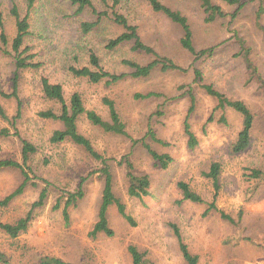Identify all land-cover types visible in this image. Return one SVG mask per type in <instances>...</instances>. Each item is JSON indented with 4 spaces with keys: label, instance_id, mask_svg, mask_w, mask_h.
Listing matches in <instances>:
<instances>
[{
    "label": "rangeland",
    "instance_id": "rangeland-1",
    "mask_svg": "<svg viewBox=\"0 0 264 264\" xmlns=\"http://www.w3.org/2000/svg\"><path fill=\"white\" fill-rule=\"evenodd\" d=\"M189 19L198 49L214 47L211 57L199 59L196 66L203 72V83L213 84L229 98L243 100L254 114L250 146L241 153L232 151V143L242 126V117L233 109L216 108L217 101L195 82L193 57L180 45L182 31L163 13L155 12L145 0H121L116 10L125 13L139 27L144 41L160 54L167 55L188 72L157 68L143 78H130L106 86L104 82L91 84L75 78L70 65H89L91 51L100 56L102 65L114 72H130L123 59L147 63L154 57L132 49L125 43L113 50L106 48L123 28L110 18H103L90 32L81 25L95 21L90 8L78 12L70 0H37L31 14V31L25 44L35 53L38 68L21 72L20 96L22 117L13 126L0 116V130L9 128L11 134H0V156L21 161V139L26 138L38 147L33 154L32 169H28L37 184L29 183L23 194L6 208L0 209V222H15L26 215L38 194L49 183L46 203L34 210L35 218L28 230L13 239L0 229V249L8 264H39L43 256H55L74 264H134L129 246L135 245L145 254L147 264H188L175 229L180 231L190 252L198 256L197 264H264V179L254 177L252 170L264 171V12L258 10L264 0H242L237 9L223 0H213L229 14L206 22L200 0H161ZM5 28L10 40L17 32L11 15L13 3L25 14L27 0H0ZM98 9L104 5L93 0ZM110 4L113 0H108ZM11 44V43H10ZM11 50V46L8 47ZM251 60L253 68L245 60ZM14 58L0 52V86L11 91ZM63 85L66 98L79 91L88 109L106 116L104 95L116 100L129 136L105 132L89 122L79 120V129L93 142L114 174L116 194L126 203L132 221L124 218L116 205L108 215L114 234L100 232L91 235L102 200L104 177L97 171L101 163L88 155L83 147L70 141L53 145L49 137L60 128L57 121L39 117L38 112L58 105L47 100L41 91V78ZM184 85L185 88H180ZM196 94L194 111L189 117L192 130L199 139L190 147L184 131V121L191 105L187 90ZM158 92L161 95L146 99L135 93ZM6 113L12 119L17 101L0 97ZM226 117L223 122L222 117ZM153 130L164 143L146 136ZM16 131L20 133L17 135ZM139 142L133 144L132 138ZM146 137V138H145ZM146 141L160 153L173 157L168 168L156 167ZM133 163L137 175H149V194L142 199L128 195L126 160ZM213 162L221 164L220 188L216 195L217 208L209 209L215 197L212 180L205 175ZM94 172L84 181L85 195L70 208L69 222H65L63 206L65 191L75 189L82 175ZM38 176L39 178H37ZM20 169L9 168L0 174V198L13 191L22 181ZM187 182L203 197V202L185 199L178 186ZM61 206L56 208L58 199ZM227 214L229 218L223 216ZM2 264V263H0Z\"/></svg>",
    "mask_w": 264,
    "mask_h": 264
},
{
    "label": "trees",
    "instance_id": "trees-1",
    "mask_svg": "<svg viewBox=\"0 0 264 264\" xmlns=\"http://www.w3.org/2000/svg\"><path fill=\"white\" fill-rule=\"evenodd\" d=\"M27 9L25 14H21L19 7L16 3H13L11 8V15L15 18V24L17 32L12 40L9 39L4 22V14L1 8L0 2V52L5 54H11L14 58V75L11 80V91L5 92L0 86V97L3 98H13L17 101V111L12 117L6 113L4 106L0 102V116L9 121L13 126H15L16 121L22 117L23 110V100L20 96V80L21 71L27 68H38L39 63L35 62V53L31 51V47L25 44V40L28 36L33 35L31 31V14L34 9L37 0H27ZM73 5L78 6V12L85 8H90L93 14L96 16L95 21H86L81 25V29L84 33L90 32L95 28L103 18H110L112 22L121 26L123 31L110 38L106 44V48L113 50L120 45L125 43H131L132 49L147 55L154 57L151 61L147 63H140L139 61L133 59H123L122 64L131 69L130 72H114L106 69L100 60V56L96 52L91 51L89 55V65L76 66L70 65L69 71L75 77L79 79H85L91 84L105 83L106 86L118 83L122 80L130 78L138 79L147 77L152 74L157 68L161 71H181L188 72L190 69L188 67H183L179 65L176 61L167 55L160 54L152 45L146 43L139 32V27L132 23L128 16L116 10V5L121 2V0H113L110 4V9H108V0H100L104 8L98 9L93 0H70ZM147 1L155 12L163 13L170 21L177 24L181 31L180 45L193 57L192 71L194 74L195 82L201 83V86L205 91L216 99V108L224 110L227 107L233 109L235 112L242 117V126L238 131L237 138L232 143V151L234 153L244 152L251 144L252 139V129L254 126V114L252 113L249 106L243 100H236L229 98L225 93L217 89L213 84L203 83L204 76L200 68L196 66V62L202 58H209L214 53V47H209L205 49H198L195 44L194 33L189 22V19L181 11L175 10L170 6L163 3L161 0H145ZM204 12L206 14L205 21L213 22L217 18H224L229 13L220 5L215 3L213 0H200ZM228 4L236 5L237 9L235 12L231 13L232 18L236 17L239 10L243 6L242 0H223ZM264 12V6L261 4L258 10V17ZM11 43V44H10ZM11 46V50H9ZM245 60L251 69L253 68L251 60L245 54ZM180 88H185L181 85ZM41 91L43 96L50 101L55 102L58 105V109L50 107L38 112V115L42 119L57 121L61 124L60 128L53 130L49 137L51 144L56 145L65 141H70L76 145L84 148L90 157L101 163L100 168L97 171L104 177V187L102 191L101 205L98 211V219L91 230V235L96 236L100 232H104L107 235H113L114 231L110 226L109 220V209L112 205H116L119 213L129 221H132L131 214L127 211L126 203L116 194L115 184H114V174L111 170L110 164L104 155L96 149L92 140L85 135L79 129V120L82 116H86L89 122L95 126L100 127L105 132H110L114 134L127 135L126 123L122 119L119 108L117 107L116 100L110 95H104L102 97V102L106 106V116L97 112L95 109H88L85 105L83 95L79 91H75L71 94L70 98H66L64 87L59 82L51 81L48 77L41 78ZM189 95L191 105L189 107L187 116L184 121V131L188 136V144L190 147H195L199 143V139L192 130L191 124L189 122V117L194 111L196 103V94L192 88H189L187 92ZM161 95L158 92L150 91L147 93H135L134 97L138 99H146L153 96ZM223 122L226 121V117H222ZM17 135L20 133L16 131ZM0 134L9 136V128H2ZM146 136H150L152 140L160 143H164L159 139L153 130L148 131ZM131 137V136H130ZM132 138V137H131ZM146 138V137H145ZM141 139L143 145L148 149L154 165L156 167H162L166 169L173 161V157L168 153H160L146 141V139ZM21 139V161L14 158L0 156V174L9 168L20 169L22 174L21 183L10 193L0 198V209L6 208L13 201L14 198L23 194L25 188L29 183L37 184L34 179L31 178L28 169H32L31 162L33 161V154L38 151V147L26 138L20 137ZM133 144L139 142L138 139L132 138ZM126 176L128 180V195L132 198L142 199L144 196L149 194V189L151 186V179L149 175H137L133 171V163L131 160H126ZM89 172L88 175H82L79 185L71 190L65 191L64 206H63V216L65 222H69L70 219V208L77 205V202L82 199L85 195L84 181L88 176L94 173ZM254 177L259 179H264V171L260 169L252 170ZM209 177L215 188L214 200L210 203L209 209L217 208L216 206V195L220 188V177H221V164L219 162H213L211 164L210 170L205 173ZM39 178L38 176H36ZM46 185L41 188L38 198L32 203L31 209L26 213L25 216L20 217L15 222H0V229L6 233L10 238H17L21 234L25 233L31 222L35 218L34 210L36 208L42 207L49 196V183L44 181ZM179 188L182 190L185 199L194 202H203L204 199L196 190H194L187 182L179 181ZM62 198L58 199L55 207L61 206ZM225 218L230 217L223 213ZM176 234L180 241L181 252L188 264H197L198 256L190 252L188 245L184 242L182 235L178 229H175ZM129 252L132 255L134 264H147L144 259L145 254L140 252L135 245L129 246ZM8 258L4 251L0 249V263L8 264ZM39 264H74L62 260L55 256H43Z\"/></svg>",
    "mask_w": 264,
    "mask_h": 264
}]
</instances>
